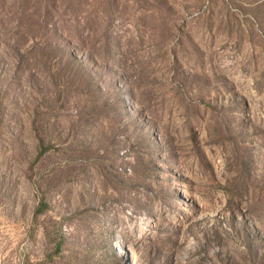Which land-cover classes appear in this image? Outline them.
I'll return each mask as SVG.
<instances>
[{"label": "rangeland", "instance_id": "374dc122", "mask_svg": "<svg viewBox=\"0 0 264 264\" xmlns=\"http://www.w3.org/2000/svg\"><path fill=\"white\" fill-rule=\"evenodd\" d=\"M0 264H264V0H0Z\"/></svg>", "mask_w": 264, "mask_h": 264}]
</instances>
